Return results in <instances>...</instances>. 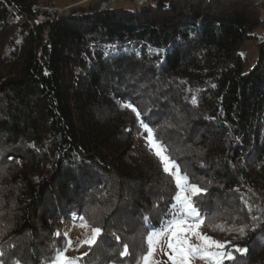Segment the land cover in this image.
Segmentation results:
<instances>
[{
  "label": "trees",
  "instance_id": "trees-1",
  "mask_svg": "<svg viewBox=\"0 0 264 264\" xmlns=\"http://www.w3.org/2000/svg\"><path fill=\"white\" fill-rule=\"evenodd\" d=\"M49 5L0 0V259L44 264L62 249L59 222L72 214L103 230L90 264H123L114 251L134 237L143 245L146 216L150 229L166 226L175 185L143 121L206 190L194 198L202 233L248 248L225 264H264L259 6L154 0L99 11L93 3L36 24L34 7ZM248 40L258 56L244 71ZM241 226L243 236L227 231Z\"/></svg>",
  "mask_w": 264,
  "mask_h": 264
},
{
  "label": "snow or ice",
  "instance_id": "snow-or-ice-1",
  "mask_svg": "<svg viewBox=\"0 0 264 264\" xmlns=\"http://www.w3.org/2000/svg\"><path fill=\"white\" fill-rule=\"evenodd\" d=\"M214 87V86H213ZM195 101V97H193ZM131 108L136 113V117L140 120V112L131 104L123 105ZM142 126L148 133L147 143L153 150L154 155L159 158L163 172L171 178L175 185V195L172 196V203L169 206L171 219L166 223V226L161 227L156 231L154 226L149 228V217H145V232L146 235L142 239L146 242V251L142 252L137 264H160L154 261V255L159 250L167 257V262L170 264H193V261L200 259L205 261V264H225V261H234L235 253L244 255L248 252V248L238 245L228 248L230 241L221 242L215 240L201 231V226L205 223L202 215V208L195 202V197L204 193L206 190L202 187L190 183L189 176L181 170L177 161L168 154L167 146L155 139L153 129L146 123L141 121ZM84 221L80 226L88 227L85 217H79ZM216 228L223 230L221 225H215ZM246 226L239 228H228L227 231H237L241 236L245 235ZM255 231V229H253ZM102 228L92 227L91 237L87 241L81 242L79 247L87 244L89 248L97 243L98 238L102 235ZM59 235V233H57ZM113 237L119 242L120 236L117 233H112ZM66 237V244L63 249L55 248L54 256L47 259L44 264H78V260L86 256L84 253L80 258H71L67 256V251L72 247V240ZM129 254V245L123 244L120 251V257H126ZM4 256L3 250H0V257ZM0 264L5 262L0 259ZM13 264H20V261H14Z\"/></svg>",
  "mask_w": 264,
  "mask_h": 264
},
{
  "label": "rangeland",
  "instance_id": "rangeland-1",
  "mask_svg": "<svg viewBox=\"0 0 264 264\" xmlns=\"http://www.w3.org/2000/svg\"><path fill=\"white\" fill-rule=\"evenodd\" d=\"M152 1L154 0H142V2L141 0L140 1L139 0H50L49 6L36 7L35 10L39 12V16L36 18L35 23L36 24L42 23L46 21L48 18H53L55 15H62L75 7L87 6L93 3L98 5L99 11L105 10L107 7H111V6L125 7L132 10L135 8H139V6H142L146 2L149 3ZM253 1L255 4L259 6L260 11L262 13V17L264 19V0H253ZM43 13H46L48 16H46ZM14 20L16 19L8 18V22H12ZM252 35H254L257 39H262L264 37V28H259L255 30L254 32H252ZM239 54L245 60L244 71H248L253 67V65L257 60L258 50L256 47V42L253 40L245 41L239 49ZM147 137L148 135L146 136V139ZM149 149L153 152V150L150 147ZM82 223H84V221H81L79 219V216L72 214L70 217L66 218L62 222H59L60 228L57 231V233H59L57 237L61 238L62 249L65 247L66 244L65 234H67V237L72 240L73 242L72 247L69 248V250L67 251V256L71 258H80L84 253L90 251V254L88 255L87 258L86 256H83L82 259L78 260V264H90V260L94 255V252L92 253V251L95 250L94 247L96 246L97 243L93 245L91 248H89L87 244H84L83 247H79L81 242L90 239L91 229H92L90 226L81 227L80 225ZM117 225L120 227L127 225L130 226L126 222H118ZM128 238L129 237L123 238L122 242L128 241ZM131 240L133 244L129 245V254L126 257H120L119 253L123 248V246L120 245L119 247H117V250L114 251L116 253L115 255H113L114 261L116 260V262H123V264H137V261L140 258L142 252L146 251V242L143 241V245H142L141 242L139 244V239H136L135 237L132 238ZM111 243L113 242H110L108 244ZM154 261L160 262V264H170V262H167V257L163 255V253L159 250V246H157V251L154 255ZM193 264H205V261L196 259L193 261Z\"/></svg>",
  "mask_w": 264,
  "mask_h": 264
},
{
  "label": "built area",
  "instance_id": "built-area-1",
  "mask_svg": "<svg viewBox=\"0 0 264 264\" xmlns=\"http://www.w3.org/2000/svg\"><path fill=\"white\" fill-rule=\"evenodd\" d=\"M36 8L34 7V10H35Z\"/></svg>",
  "mask_w": 264,
  "mask_h": 264
},
{
  "label": "water",
  "instance_id": "water-1",
  "mask_svg": "<svg viewBox=\"0 0 264 264\" xmlns=\"http://www.w3.org/2000/svg\"><path fill=\"white\" fill-rule=\"evenodd\" d=\"M140 1V0H139ZM141 2H142V0H141Z\"/></svg>",
  "mask_w": 264,
  "mask_h": 264
}]
</instances>
